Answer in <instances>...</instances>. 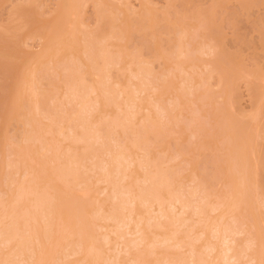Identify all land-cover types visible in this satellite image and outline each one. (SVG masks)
Here are the masks:
<instances>
[{
  "label": "rangeland",
  "instance_id": "rangeland-1",
  "mask_svg": "<svg viewBox=\"0 0 264 264\" xmlns=\"http://www.w3.org/2000/svg\"><path fill=\"white\" fill-rule=\"evenodd\" d=\"M0 239V264H264V0H0Z\"/></svg>",
  "mask_w": 264,
  "mask_h": 264
},
{
  "label": "bare ground",
  "instance_id": "bare-ground-1",
  "mask_svg": "<svg viewBox=\"0 0 264 264\" xmlns=\"http://www.w3.org/2000/svg\"><path fill=\"white\" fill-rule=\"evenodd\" d=\"M73 2H74V1H73ZM66 8H67V7H66ZM66 10H67V9H66ZM65 14H66V13H65ZM64 18H65V17H64ZM57 24H58V23H57ZM61 32H63V31H61ZM58 34H59V33H58ZM55 38H56V37H55ZM53 42H54V41H53ZM49 45H50V44H49ZM45 48H46V47H45ZM46 52H48V50H47ZM59 62H60V61H59ZM105 62H106V61H105ZM26 63H27V61H26ZM105 67H106V66H105ZM42 68H43V67H42ZM27 69H28V68H27ZM27 71H28V70H27ZM39 72H40V71H39ZM102 72H103V71H102ZM34 80H35V79H34ZM71 80H72V79H71ZM31 81H32V79H31ZM36 81H37V79H36ZM38 82H39V81H38ZM65 82H66V81H65ZM95 83H96V82H95ZM67 85H68V84H67ZM101 90H102V89H101ZM73 92H74V91H73ZM104 92H105V91H104ZM65 95H66V94H64V96H65ZM17 100H18V99H17ZM17 100H16V101H17ZM43 101H44V100H43ZM82 102H83V101H82ZM66 103H68V102H66ZM78 103H79V102H78ZM85 103H86V102H85ZM96 103H97V102H96ZM39 104H40V103H39ZM37 106H38V105H37ZM30 107H31V106H30ZM34 107H35V106H34ZM32 108H33V107H32ZM84 108H85V107H84ZM146 108H147V107H146ZM36 110H37V108H36ZM147 110H148V109H147ZM30 111H31V110H30ZM82 111H83V110H82ZM36 112H37V111H36ZM36 112H35V113H36ZM40 112H41V111H40ZM74 112H75V111H74ZM41 113H42V112H41ZM67 114H68V113H67ZM34 115H35V114H34ZM34 115H33V116H34ZM36 116H38V115L36 114ZM71 117H72V116H71ZM31 118H32V117H31ZM35 119H36V118H35ZM112 119H113V118H112ZM33 120H34V118H33ZM69 121H70V120H69ZM69 121H68V122H69ZM76 122H77V121H76ZM21 123H22V122H21ZM59 124H60V123H59ZM65 124H66V123H65ZM88 125H89V123H88ZM57 128H58V127H57ZM62 128H63V127H62ZM84 128H85V127H84ZM54 129H55V128H54ZM87 130H88V128H87ZM23 131H24V130H23ZM49 131H50V130H49ZM61 132H62V131H61ZM26 133H27V132H26ZM68 133H70V132H68ZM86 133H88V132H86ZM91 133H92V132H91ZM124 133H125V131H124ZM129 133H131V132H129ZM139 133H140V132H139ZM81 134H82V133H81ZM21 135H22V134H21ZM45 135H46V134H45ZM45 135H44V136H45ZM24 136H25V135H24ZM63 136H64V135H63ZM122 136H123V135H122ZM27 138H28V137H27ZM30 139H31V138H30ZM37 139H38V138H37ZM79 139H80V138H79ZM96 139H97V138H96ZM45 140H46V139H45ZM81 140H82V139H81ZM88 140H89V139H88ZM66 141H67V140H66ZM85 141H86V140H85ZM44 142H45V141H44ZM45 143H46V142H45ZM75 143H76V142H75ZM137 143H138V142H137ZM137 143H136V144H137ZM53 145H54V144H53ZM56 145H57V144H56ZM90 146H91V145H90ZM90 146H84V147H85V148H86V147L89 148ZM137 146H138V145H137ZM46 147H47V146H46ZM131 147H134V146H131ZM135 148H137V147H135ZM36 149H37V147H36ZM47 150H48V149H47ZM50 150H51V149H50ZM55 150H56V149H55ZM81 150H82V149H81ZM85 150H86V149H85ZM87 150H88V149H87ZM121 150H122V149H121ZM48 151H49V150H48ZM56 151H59V150H56ZM89 151H91V149H90ZM96 151H97V150H96ZM42 152H44L43 149H42ZM67 152H68V151H67ZM82 152H83V151H82ZM85 152H86V151H85ZM93 152H94V151H93ZM103 152H104V151H103ZM118 152H119V151H118ZM121 152H123V151H121ZM75 153H76V152H75ZM91 153H92V152H91ZM29 154H30V153H29ZM39 154H40V153H39ZM95 154H96V153H95ZM99 154H100V153H99ZM79 155H80V154H79ZM79 155H78V156H79ZM82 155H83V154H82ZM73 156H74V155H72V157H73ZM75 156H76V155H75ZM36 157H37V155H36ZM46 157H47V156H46ZM55 157H57V156H55ZM79 157L81 158V161H82V157H83V156H79ZM95 157H96V156H95ZM97 157H99L98 159H101L99 155H98ZM48 158H49V157H48ZM64 158H65V157H64ZM74 158H75V157H74ZM74 158H73V159H74ZM32 159H33V158H32ZM77 159L80 160L79 158H77ZM123 161H125V160H123ZM74 162H75V161H74ZM77 162L79 163V161L76 160V163H77ZM129 162H130V161H129ZM71 163H72V162H71ZM80 163H81V162H80ZM97 164H98V163H97ZM52 165H53V164H52ZM72 165H73V164H72ZM129 165H130V164H129ZM60 166H61V165H60ZM65 166H66V165H65ZM137 166H138V165H137ZM143 166H144V165H143ZM64 168H65V167H64ZM53 169H54V168H53ZM68 169H69V167H68ZM68 169H67V170H68ZM28 170H29V169H28ZM44 170H45V169H44ZM45 171H46V170H45ZM49 171H50V170H49ZM122 171H123V170H122ZM155 171H156V170H155ZM43 172H44V171H43ZM58 172H59V171H58ZM58 172H55V174L58 173ZM61 172H62V171H61ZM52 173H53V172H52ZM72 173H73V171H72ZM143 173H144V172H143ZM59 174H60V173H59ZM59 174H58V175H59ZM61 174H62V173H61ZM61 174H60L59 176L55 175V176H57L55 180H57V178L60 177V178H58V179H60L61 181H63L62 178H61ZM66 174H68V173H66ZM116 174H118V173H116ZM154 174H155V173H154ZM164 174H165V173H163V175H164ZM63 175H64V174H63ZM75 175H76V174H75ZM112 175H113V174H112ZM147 175H148V174H147ZM155 175H156V174H155ZM165 175H166V174H165ZM70 176H71V175H70ZM160 176H161V174H160ZM110 177H111V176H110ZM128 177H129V176H128ZM128 177H127V178H128ZM147 177H148V176H147ZM169 177H170V176H169ZM37 178H38V177H37ZM63 178H64V177H63ZM68 178H69V177H68ZM107 179H108V178H107ZM135 179H136V178H135ZM50 180H52V178H51ZM55 180H54V182H55ZM60 180H59V181H60ZM65 180H66V178H65ZM78 180H79V179H78ZM111 180H112V179H111ZM137 180H138V179H137ZM156 180H157V179H156ZM162 180H163V181H162ZM162 180L159 179V182H158V183H159L160 186H161L162 184L165 183V182H164V179H162ZM26 181H27V180H26ZM98 181H99V180H98ZM172 181H173V180H172ZM46 182H47V181H46ZM68 182H69V181H68ZM110 182H111V181H110ZM112 182H113V181H112ZM50 183H51V182H50ZM50 183H48V184H50ZM58 183H59V182H58ZM60 183H61V182H60ZM64 183H65V182H64ZM105 183H106V182H105ZM46 184H47V183H45V185H46ZM178 184H179V183H178ZM17 185H18V184H17ZM20 185H21V184H20ZM60 185H63V183L59 184L58 186H53V187H54L55 189H56V188L59 189V188H61ZM65 185H66V184H65ZM68 185H69V183H68ZM68 185H67V186H63V187L67 189ZM80 185H81V184H80ZM49 186H51V184H50ZM115 186H116V185H115ZM154 186H155V185H154ZM168 186H169V185H168ZM171 186H172V185H171ZM117 187H118V186H117ZM46 188H49V187L47 186ZM68 188H69V187H68ZM152 189H153L152 192L150 191V190H151V189H150V190H148L149 192L147 191L148 193H147L146 195H143V194L141 195V193H140V194L135 198V199H136V202H138V201H139L140 203H141V202H146L145 200L148 201V200H149V197H150V198L152 197V200H156V201L158 202V199H157V198H159V190H160L161 188H159V190H158V188H152ZM165 189H166V187H165ZM168 189H169V188H168ZM50 190H51V189H50ZM19 191H20V190H19ZM166 191H167V190H166ZM25 192H26V191H25ZM25 192H24V193H25ZM31 192H32V191H31ZM31 192H30V193H31ZM35 192H36V190H35ZM27 193H28V192H27ZM30 193H28V195H29ZM40 193H41V192H40ZM38 195H39V194H38ZM59 195H60V194H59ZM115 195H116V194H115ZM39 196H40V195H39ZM84 196H85V195H84ZM133 196H134V195H133ZM113 197H114V196H113ZM40 198H42V196H41ZM170 198H171V197H170ZM216 198H217V197H216ZM135 199L133 200V202L135 201ZM162 199H163V198H162ZM176 199H177V198H176ZM178 199H179V198H178ZM124 200H125V199H124ZM183 200H184V199H183ZM160 201H161V200H160ZM160 201H159V202H160ZM15 202H16V201H15ZM32 202H33V201H32ZM41 202H43V199L40 200V203H41ZM50 202H51V200H50ZM133 202H132V203H133ZM152 202H153V201H152ZM30 203H31V202H30ZM38 203H39V202H38ZM123 203H124V202H123ZM161 203H162V202H161ZM163 203H164V202H163ZM178 203L180 204L181 202H179V200H178ZM11 204H12V203H11ZM41 204H42V203H41ZM118 204H119V203H118ZM130 204H131V202H130ZM146 204H147V203H146ZM42 205H43V204H42ZM48 205H49V203H48ZM214 205H215V204H214ZM220 205H221V204H220ZM2 206H3V205H2ZM98 206H99V205H98ZM122 206H123V205H122ZM215 206H216V205H215ZM29 207H30V206H29ZM166 207H167V206H166ZM34 208H35V207H34ZM159 208H160V207H159ZM201 208H202V206H201ZM10 209H11V208H10ZM35 209H36V208H35ZM45 209H46V208H45ZM183 209H185V208H182V210H183ZM30 210H31V209H30ZM33 210H34V209H33ZM99 210H100V209H99ZM111 210H112V208H111ZM111 210H110V211H111ZM130 210H131V208H130ZM130 210H129V211H130ZM200 210H201V209H200ZM34 211H35V210H34ZM127 211H128V210H127ZM147 211H148V210H147ZM117 212H118V211H117ZM34 213H35V212H34ZM59 213H60V212H59ZM105 213H106V212H105ZM130 213H131V212H130ZM48 214H49V213H48ZM121 214H122V213H121ZM201 214H202V213H201ZM38 215H39V214H38ZM92 215H93V214H92ZM107 215L109 216V214H107ZM112 215H113V212H112ZM141 215H142V214H141ZM164 215H165V214H164ZM58 216H59V214H58ZM94 216H95V215H94ZM3 217H4V216H3ZM22 217H23V216H22ZM97 217H98V216H97ZM109 217H110V216H109ZM30 218H31V217H30ZM32 218H33V217H32ZM103 218H104V216H103ZM115 218H116V216H114V219H115ZM123 218H124V217H123ZM233 218H234V217H233ZM14 219H15V217H14ZM16 219H17V218H16ZM24 220H25V219H24ZM34 220H35V218H34ZM57 220H58V218H57ZM2 221H3V220H2ZM2 221H1V222H2ZM41 221H42V220H41ZM62 221H63V220H62ZM117 221H118V220H116V222H117ZM50 222H51V221H50ZM56 222H57V221H56ZM99 222H100V221H99ZM212 222H213V221H212ZM225 222H226V221H225ZM34 223H35V222H34ZM61 224H62V223H61ZM87 224H88V223H87ZM14 225H15V224H14ZM22 225H23V224H22ZM51 225H52V224H51ZM62 225H63V224H62ZM222 225H223V224H222ZM64 226H65V225H64ZM64 226H63V227H64ZM146 226H147V225H146ZM13 227H14V226H13ZM47 227H48V226H47ZM10 229H11V228H10ZM12 229H13V228H12ZM94 229H95V228H94ZM64 230H66V229L64 228ZM217 230H218V229H217ZM217 230H216V231H217ZM1 231H2V230H1ZM43 231H44V230H43ZM45 231H46V230H45ZM60 231H62V230H60ZM60 231H59V232H60ZM113 231H114V230H113ZM10 232H11V231H10ZM212 232H213V231H212ZM70 233H71V232H70ZM77 233H78V232H77ZM2 234H3V233H2ZM44 234H45V233H44ZM215 235H216V234H215ZM234 235H235V234H234ZM64 236H65V235H64ZM64 236H63V237H64ZM22 237H23V236H22ZM173 237H174V236H173ZM70 238H71V237H70ZM234 238H235V237H234ZM10 239H11V238H10ZM0 240H1V239H0ZM7 240L10 241L9 238H8ZM36 240H37V239H36ZM155 240H156V239H155ZM182 240H183V239H182ZM197 240H198V239H197ZM231 240H232V239H231ZM8 241H7V242H8ZM159 241H160V240H159ZM194 241H195V240H194ZM163 242H164V241H163ZM186 242H187V241H186ZM227 242H228V241H227ZM56 243H57V241H56ZM69 243H70V242H69ZM49 244H50V243H49ZM185 244H186V243H185ZM187 244H188V243H187ZM35 245H36V244H35ZM91 245H92V244H91ZM222 245H223V244H222ZM77 246H78V245H77ZM203 246H204V245H203ZM56 247H57V246H56ZM204 247H205V246H204ZM64 248H65V247H64ZM96 248H97V247H96ZM58 249H59V248H58ZM89 249H90V248H89ZM93 249H94V248H93ZM163 249H164V248H163ZM227 249L230 250V248H227ZM78 250H79V249H78ZM91 251H92V250H91ZM10 252H11V251H10ZM57 252H58V251H57ZM192 252H193V251H192ZM208 252H209V251H208ZM228 252H229V251H228ZM140 253H141V252H140ZM48 254H49V253H48ZM15 255H16V254H15ZM140 255H141V254H140ZM151 255H153V254H151ZM177 256H178V255H177ZM19 257H20V256H19ZM135 257H136V256H135ZM50 258H51V257H50ZM92 258H93V257H92ZM136 258H137V257H136ZM202 258H203V257H202ZM207 258H208V257H207ZM163 259H164V258H163ZM163 259H162V260H163ZM3 260H4V259H3ZM36 260H37V257H36ZM52 260H53V259H52ZM162 260H161V261H162ZM34 261H35V260H34ZM40 261H41V258H40ZM135 261H136V260H135ZM140 261H141V260H140ZM164 261H165V260H164ZM36 262L39 263V261H36ZM162 262H163V261H162ZM190 262H191V261H190ZM93 263H96V262H93ZM33 264H34V263H33ZM144 264H145V263H144ZM158 264H160V263L158 262Z\"/></svg>",
  "mask_w": 264,
  "mask_h": 264
}]
</instances>
